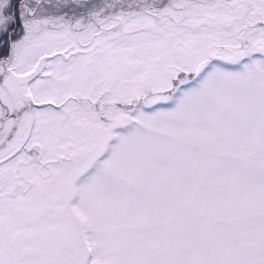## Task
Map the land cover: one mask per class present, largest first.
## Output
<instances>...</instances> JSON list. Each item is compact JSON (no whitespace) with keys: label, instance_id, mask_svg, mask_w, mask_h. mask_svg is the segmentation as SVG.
I'll list each match as a JSON object with an SVG mask.
<instances>
[{"label":"snow or ice","instance_id":"1","mask_svg":"<svg viewBox=\"0 0 264 264\" xmlns=\"http://www.w3.org/2000/svg\"><path fill=\"white\" fill-rule=\"evenodd\" d=\"M0 264H264V0H0Z\"/></svg>","mask_w":264,"mask_h":264}]
</instances>
